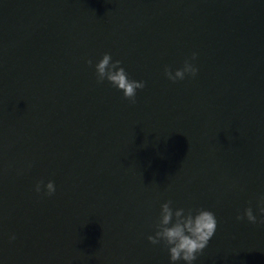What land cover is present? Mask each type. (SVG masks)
Listing matches in <instances>:
<instances>
[{
  "label": "water",
  "instance_id": "1",
  "mask_svg": "<svg viewBox=\"0 0 264 264\" xmlns=\"http://www.w3.org/2000/svg\"><path fill=\"white\" fill-rule=\"evenodd\" d=\"M104 54L135 102L97 83ZM262 195L264 0H0V264H170L148 241L169 200L217 219L195 264H264L236 219Z\"/></svg>",
  "mask_w": 264,
  "mask_h": 264
},
{
  "label": "clouds",
  "instance_id": "2",
  "mask_svg": "<svg viewBox=\"0 0 264 264\" xmlns=\"http://www.w3.org/2000/svg\"><path fill=\"white\" fill-rule=\"evenodd\" d=\"M197 59L193 53L191 60H185L183 67L173 71L165 67L164 75L172 83L183 81L186 76L196 77L198 69L193 61ZM92 66V61H87ZM97 83L107 81L113 88L123 94V98L135 102L138 90L145 88L144 81H136L129 78L128 73L120 60L113 61L111 55L104 54L95 64ZM51 197L56 192L55 184L43 181L35 185V192ZM257 215L253 214L252 207L244 210L243 215H238V221L246 220L250 224L264 225V195L260 196L257 204ZM217 230V219L211 211L202 208H176L172 207L169 200L160 206L159 216L155 222L154 235L148 236L150 244L156 246L163 244L167 249L170 264H195L197 257L208 246ZM11 240L15 236L10 237Z\"/></svg>",
  "mask_w": 264,
  "mask_h": 264
}]
</instances>
